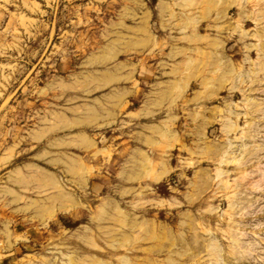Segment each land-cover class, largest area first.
Segmentation results:
<instances>
[{"label":"rangeland","instance_id":"obj_1","mask_svg":"<svg viewBox=\"0 0 264 264\" xmlns=\"http://www.w3.org/2000/svg\"><path fill=\"white\" fill-rule=\"evenodd\" d=\"M0 264H264V0H0Z\"/></svg>","mask_w":264,"mask_h":264}]
</instances>
